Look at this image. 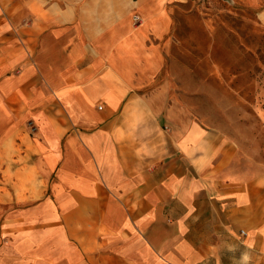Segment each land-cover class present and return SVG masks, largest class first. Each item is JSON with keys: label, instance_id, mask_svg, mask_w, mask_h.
<instances>
[{"label": "crops", "instance_id": "crops-1", "mask_svg": "<svg viewBox=\"0 0 264 264\" xmlns=\"http://www.w3.org/2000/svg\"><path fill=\"white\" fill-rule=\"evenodd\" d=\"M161 1L0 0V264H264L263 171L156 83Z\"/></svg>", "mask_w": 264, "mask_h": 264}, {"label": "rangeland", "instance_id": "rangeland-1", "mask_svg": "<svg viewBox=\"0 0 264 264\" xmlns=\"http://www.w3.org/2000/svg\"><path fill=\"white\" fill-rule=\"evenodd\" d=\"M167 30L149 34L162 61L168 101L182 116L234 140L264 173V1L165 0ZM139 15V23L133 16ZM132 23L143 17L134 13Z\"/></svg>", "mask_w": 264, "mask_h": 264}, {"label": "built area", "instance_id": "built-area-1", "mask_svg": "<svg viewBox=\"0 0 264 264\" xmlns=\"http://www.w3.org/2000/svg\"><path fill=\"white\" fill-rule=\"evenodd\" d=\"M140 20H141V18L139 17V15H134V16H133V22H134V23H139ZM99 108H101V107H99ZM242 234H244V233H242Z\"/></svg>", "mask_w": 264, "mask_h": 264}]
</instances>
